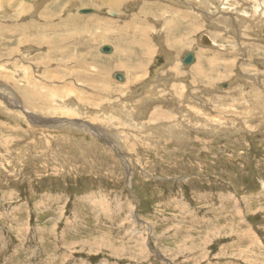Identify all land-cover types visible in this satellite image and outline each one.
I'll use <instances>...</instances> for the list:
<instances>
[{
  "label": "rangeland",
  "instance_id": "rangeland-1",
  "mask_svg": "<svg viewBox=\"0 0 264 264\" xmlns=\"http://www.w3.org/2000/svg\"><path fill=\"white\" fill-rule=\"evenodd\" d=\"M0 264H264V0H0Z\"/></svg>",
  "mask_w": 264,
  "mask_h": 264
},
{
  "label": "water",
  "instance_id": "water-1",
  "mask_svg": "<svg viewBox=\"0 0 264 264\" xmlns=\"http://www.w3.org/2000/svg\"><path fill=\"white\" fill-rule=\"evenodd\" d=\"M80 11H81V12H90V11H92V9H81ZM100 50H101V52H103V53H110L111 50H112V48H111L110 45L105 44V45H103V46L101 47ZM181 61H182V64H183V65H189V64H191V63L194 61V54H193V52L190 51V52H188L187 54H185V55L182 57ZM115 78H116V80H119V81L122 80V79H124V77H123V75H122L121 73H116V74H115ZM224 85H225V84H224Z\"/></svg>",
  "mask_w": 264,
  "mask_h": 264
},
{
  "label": "bare ground",
  "instance_id": "bare-ground-1",
  "mask_svg": "<svg viewBox=\"0 0 264 264\" xmlns=\"http://www.w3.org/2000/svg\"><path fill=\"white\" fill-rule=\"evenodd\" d=\"M113 5H115V3H113ZM113 5H112V6H113ZM100 49H101V48H100ZM119 52L121 53V51H119ZM118 64H119V63H118ZM101 67H102V66H101ZM123 77H124V76H123ZM122 80H124V79H122ZM120 81H121V80H120Z\"/></svg>",
  "mask_w": 264,
  "mask_h": 264
}]
</instances>
